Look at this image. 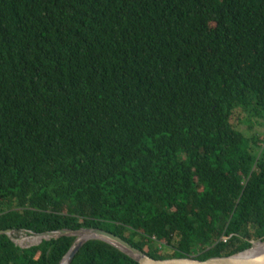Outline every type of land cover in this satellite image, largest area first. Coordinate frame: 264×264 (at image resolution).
Here are the masks:
<instances>
[{"label": "trees", "instance_id": "16d2710c", "mask_svg": "<svg viewBox=\"0 0 264 264\" xmlns=\"http://www.w3.org/2000/svg\"><path fill=\"white\" fill-rule=\"evenodd\" d=\"M261 121L264 0H0V231L244 252L264 241ZM75 242L1 235L0 264ZM72 264L140 263L91 240Z\"/></svg>", "mask_w": 264, "mask_h": 264}, {"label": "water", "instance_id": "95a60500", "mask_svg": "<svg viewBox=\"0 0 264 264\" xmlns=\"http://www.w3.org/2000/svg\"><path fill=\"white\" fill-rule=\"evenodd\" d=\"M85 233L88 235V239L84 241H79L80 234ZM1 235H8L10 238L20 247L29 248L32 246L40 245L45 240L60 239L63 237H76V242L72 249L65 257L62 264H72L77 253L82 249V247L91 240H101L107 242L130 257L137 260L140 264H264V249L256 252L254 249L257 245L264 246V241H259L253 245L251 249L244 252L228 256V257H215L206 261L198 260L193 257L188 258H174L168 260H156L152 258L151 255L146 252L134 247L132 244L124 240L123 238L110 233L102 229H81V230H62L57 232H49L44 234H38L28 237H40L41 240L29 246L20 245V241L15 238L14 232L12 231H0ZM22 238V237H21ZM20 242V243H19Z\"/></svg>", "mask_w": 264, "mask_h": 264}, {"label": "rangeland", "instance_id": "374dc122", "mask_svg": "<svg viewBox=\"0 0 264 264\" xmlns=\"http://www.w3.org/2000/svg\"><path fill=\"white\" fill-rule=\"evenodd\" d=\"M262 122V124H255V126H254V128L252 129V131H254L258 136H259V138H261L262 140H264V121H261ZM243 127L244 128H247V126L246 125H244L243 124ZM253 132H251V134H252ZM23 236H27V234H25V233H23V234H21V235H15V238L17 239V240H22L23 238H21V237H23ZM20 243V242H19ZM20 245H23V246H29V245H31V244H22V243H20Z\"/></svg>", "mask_w": 264, "mask_h": 264}, {"label": "bare ground", "instance_id": "6f19581e", "mask_svg": "<svg viewBox=\"0 0 264 264\" xmlns=\"http://www.w3.org/2000/svg\"><path fill=\"white\" fill-rule=\"evenodd\" d=\"M88 239V235L85 234V233H82L80 234L79 236V241H84ZM41 240L40 237H31V238H25V239H22V240H19L22 244H30V243H36V242H39ZM264 249V246H260V245H257L255 247V251L258 252L260 250ZM65 264V263H64Z\"/></svg>", "mask_w": 264, "mask_h": 264}, {"label": "built area", "instance_id": "2783aa9c", "mask_svg": "<svg viewBox=\"0 0 264 264\" xmlns=\"http://www.w3.org/2000/svg\"><path fill=\"white\" fill-rule=\"evenodd\" d=\"M225 241H227V240H225Z\"/></svg>", "mask_w": 264, "mask_h": 264}]
</instances>
